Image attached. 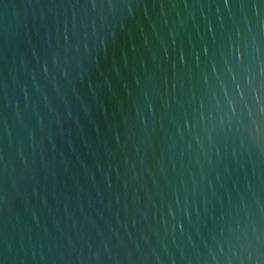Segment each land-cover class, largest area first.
I'll return each mask as SVG.
<instances>
[{"label":"water","instance_id":"obj_1","mask_svg":"<svg viewBox=\"0 0 264 264\" xmlns=\"http://www.w3.org/2000/svg\"><path fill=\"white\" fill-rule=\"evenodd\" d=\"M0 264H264V0H0Z\"/></svg>","mask_w":264,"mask_h":264}]
</instances>
